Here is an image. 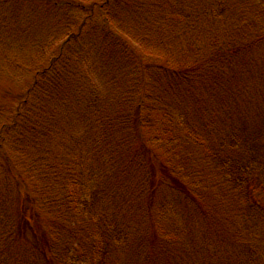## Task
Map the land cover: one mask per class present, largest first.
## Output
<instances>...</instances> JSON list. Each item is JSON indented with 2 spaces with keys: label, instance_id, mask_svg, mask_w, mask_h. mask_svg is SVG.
Here are the masks:
<instances>
[{
  "label": "trees",
  "instance_id": "obj_1",
  "mask_svg": "<svg viewBox=\"0 0 264 264\" xmlns=\"http://www.w3.org/2000/svg\"><path fill=\"white\" fill-rule=\"evenodd\" d=\"M89 2L0 0V264H259L264 0Z\"/></svg>",
  "mask_w": 264,
  "mask_h": 264
},
{
  "label": "rangeland",
  "instance_id": "obj_2",
  "mask_svg": "<svg viewBox=\"0 0 264 264\" xmlns=\"http://www.w3.org/2000/svg\"><path fill=\"white\" fill-rule=\"evenodd\" d=\"M64 1H66V0H64ZM89 1H90L89 3H94V4H98V5L105 4V2H103L104 0H89ZM113 5L114 4L111 3L109 7H106L104 9L105 12L106 11L107 12L108 11L112 12L113 11ZM175 46H177V45H175ZM7 78H9V77H7ZM27 83H28L27 81L26 82L22 81L20 84L17 85V88L18 89L26 88L27 87ZM189 104H190V101L188 102V105ZM3 154H4V152L0 151V169H1V167L6 165V162L4 160ZM10 155L11 156L15 155V153L12 152ZM109 170H110V167H106L105 172H107ZM3 172H4V170L1 169V173H3ZM8 175H12V174L9 172ZM13 180H14V178H13ZM14 181L10 182L11 185H14ZM0 182H1V179H0ZM109 182H111V178L108 177L104 187H105V189L107 191L109 189L111 194H114V183H110L109 184ZM1 189H2V191H1ZM16 192L17 191L15 190L14 186H12V192L9 193L2 185H0V194H2L3 199H5V202L9 203V206L6 203H4L3 207L7 208V206H8V208L6 209L8 211H11L12 207L16 206V204H15ZM1 199L2 198H0V204L2 203ZM256 201L258 203H260L261 205H264V198H263V194L262 193H257L256 194ZM4 211H0V223H2L4 226H6V225H8V223L11 220V215L10 214H6ZM140 215H141V213L137 216L138 219H139ZM181 215H183V214L181 213ZM224 217H225V214L223 212L215 211L213 213V216L211 217V220L215 224L221 225L222 222L225 220ZM53 221H54V223H52ZM60 223L61 222L58 219H56V217H54L51 213H49L48 216L46 214L45 215L43 214V224H44L45 228L47 229L46 236H47V238H48V240L50 242L56 243V250L58 252V256L57 255L56 256H57V258H59V261L63 262V264H64V259L66 260L67 263H68V260L66 259L65 255L63 256L61 254L64 251V247L66 246L67 242L69 241V238L71 237V231L66 229V228H63ZM257 231H259V230L257 229ZM257 231H256V233H257ZM34 238L35 237L33 235H31V236L28 235V240L26 241V242H28V245L25 244V243H21L19 245L20 250H19L18 254H16L17 255V257H16L17 259H15L14 264H48L46 259H44L42 256H39L36 253V251L32 250V249H35L36 247H39V245L36 244L37 243V238H35V240H34ZM30 242L32 243V245H29ZM263 242H264V235L259 236V238H257L255 240V243H261L262 244ZM263 244H262V246H263ZM22 250L24 252H26L25 255L22 252ZM209 250H210L211 253H213V251H214L212 247H210ZM227 251H230V249H227ZM255 251H256V249H255ZM79 253L86 254L87 252H86V250H83V249L79 248ZM258 254H260V255L258 256L257 261H259V264H264V249L262 251H260ZM253 255H255V252L253 253ZM207 257L209 258L211 256H207ZM89 260H91V256H89ZM82 261H83V259H82ZM212 261H213V259H212ZM69 262H70V264L74 263L71 260ZM107 262H108V264H114V256L112 258H110ZM54 263L57 264L59 262L55 261ZM93 263L95 264L96 262L93 261ZM74 264H83V263H80V262L76 261ZM90 264H92V263L90 262Z\"/></svg>",
  "mask_w": 264,
  "mask_h": 264
}]
</instances>
